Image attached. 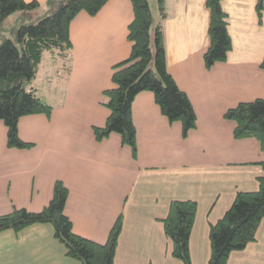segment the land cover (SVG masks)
I'll list each match as a JSON object with an SVG mask.
<instances>
[{
	"label": "crops",
	"instance_id": "0c3cea01",
	"mask_svg": "<svg viewBox=\"0 0 264 264\" xmlns=\"http://www.w3.org/2000/svg\"><path fill=\"white\" fill-rule=\"evenodd\" d=\"M164 1L166 67L187 93L196 127L183 136L181 123L169 122L152 92L145 90L132 103L136 158L117 133L95 139L93 126H103L108 115L102 91L112 86L113 65L130 53L127 26L133 9L129 0H107L93 15L80 11L69 24L71 48L63 55L67 63L60 87L49 78L51 88L42 93L37 77L29 83L52 107L49 116L34 113L18 119V135L30 145L8 146L0 120V214L14 207L42 209L60 180L68 190L64 212L75 233L103 243L122 215L113 264H183L171 255L160 219L171 200L190 199L197 203L189 238L191 262L208 264L209 224L223 216L237 191H255L257 177L264 175L257 163L264 161L258 141L235 139L233 121L223 117L239 102L264 97V69L259 66L264 0L261 22L257 0L221 1L232 48L225 61L210 69L202 58L209 45L205 0ZM148 3L158 19L156 0ZM0 264L81 263L65 254L51 224L35 223L0 231ZM226 264H264V218L255 240L231 251Z\"/></svg>",
	"mask_w": 264,
	"mask_h": 264
},
{
	"label": "trees",
	"instance_id": "16d2710c",
	"mask_svg": "<svg viewBox=\"0 0 264 264\" xmlns=\"http://www.w3.org/2000/svg\"><path fill=\"white\" fill-rule=\"evenodd\" d=\"M107 0H46V11L38 14L36 0H0V120L7 128V145L27 147L17 130L21 116L51 113V105L37 96L27 85L35 77L45 51L67 55L71 48L69 24L80 11L95 14ZM133 18L127 26L131 43L129 55L112 68V86L102 91L101 104L108 109L103 126H93L95 139L117 133L123 144L137 156L136 128L132 103L141 91H150L154 102L169 122L181 123L182 135L194 129L197 116L187 93L174 81L166 67L163 27L166 16L164 0H156L159 18L155 19L148 0H129ZM222 0H205L209 12L207 33L209 45L203 63L210 69L227 59L232 48L228 31V14ZM258 22L262 20L263 0L255 5ZM264 69V55L259 62ZM26 82L25 89L22 88ZM225 119L234 123L235 139L255 138L264 151V97L242 101L225 110ZM264 169V161L257 162ZM255 191H237L223 216L209 224L210 255L208 264H226L231 251L240 250L255 240L264 218V175L257 177ZM68 190L62 181H55L53 195L38 211L12 208L0 214V231L21 230L35 223H49L54 237L65 247V254L81 264H113L117 240L122 228L119 214L103 243L75 233L64 212ZM194 200H171L166 216L160 221L165 237L171 241V255L183 264H193L189 238L195 220Z\"/></svg>",
	"mask_w": 264,
	"mask_h": 264
},
{
	"label": "rangeland",
	"instance_id": "374dc122",
	"mask_svg": "<svg viewBox=\"0 0 264 264\" xmlns=\"http://www.w3.org/2000/svg\"><path fill=\"white\" fill-rule=\"evenodd\" d=\"M45 11H46V5H45V2L43 1L42 3H39L37 13L43 14ZM157 16H158V14H157ZM155 18H157V17H155ZM65 57L66 56H63L61 54H57L55 52L45 51L43 53L42 63L39 66L38 72L35 75V77H37L38 87H40V89L42 90V93H43L44 89L51 88L48 85V79L49 78H51L53 83L57 84L58 88L62 84V78H63V75L65 73V71H64L65 70V64L67 63ZM41 79H42V81H40ZM28 88H29V84H28ZM52 91H54V90L52 89Z\"/></svg>",
	"mask_w": 264,
	"mask_h": 264
},
{
	"label": "water",
	"instance_id": "95a60500",
	"mask_svg": "<svg viewBox=\"0 0 264 264\" xmlns=\"http://www.w3.org/2000/svg\"><path fill=\"white\" fill-rule=\"evenodd\" d=\"M25 87H26V82H23L22 88L25 89Z\"/></svg>",
	"mask_w": 264,
	"mask_h": 264
}]
</instances>
